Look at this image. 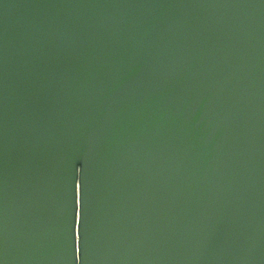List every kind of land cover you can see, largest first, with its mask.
<instances>
[{
	"label": "water",
	"instance_id": "obj_1",
	"mask_svg": "<svg viewBox=\"0 0 264 264\" xmlns=\"http://www.w3.org/2000/svg\"><path fill=\"white\" fill-rule=\"evenodd\" d=\"M0 264H264V0H0Z\"/></svg>",
	"mask_w": 264,
	"mask_h": 264
}]
</instances>
